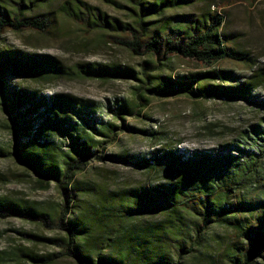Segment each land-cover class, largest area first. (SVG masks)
I'll list each match as a JSON object with an SVG mask.
<instances>
[{
  "label": "trees",
  "instance_id": "1",
  "mask_svg": "<svg viewBox=\"0 0 264 264\" xmlns=\"http://www.w3.org/2000/svg\"><path fill=\"white\" fill-rule=\"evenodd\" d=\"M50 0H0V39L8 31L48 33L54 20L30 14ZM133 23L109 17L83 0L64 1L63 15L87 32H99L111 43L134 54L146 53L139 71L122 64L83 62L78 74L90 78H130L154 95L241 99L264 106L255 91L264 86V68L236 84H215L237 78L233 70L213 68L181 78L154 73L179 57L212 67L224 59L251 61L247 52L230 45L219 9L200 14L169 10L205 0H126ZM66 65L49 53L5 47L0 49V96L10 114L16 140L12 149L0 146V157L13 156L47 188L55 183L62 206L43 210L27 201L0 197V217L21 216L53 225L48 241L57 256L76 264H188L214 256L210 237L214 226L227 229L220 252L226 264H261L264 257V115L251 124L240 141L205 149L166 146L146 155L104 153L127 125L102 118L99 101L68 92L45 93L20 86L18 76L51 78L69 74ZM197 86L195 87V83ZM140 98L144 93H140ZM116 118L134 114L128 101L108 105ZM113 110V111H112ZM102 147V148H101ZM96 159L132 162L155 178L124 189L105 188L87 177ZM149 178V179H150ZM10 253L0 252V262ZM17 261L45 264L43 256L18 247Z\"/></svg>",
  "mask_w": 264,
  "mask_h": 264
},
{
  "label": "rangeland",
  "instance_id": "2",
  "mask_svg": "<svg viewBox=\"0 0 264 264\" xmlns=\"http://www.w3.org/2000/svg\"><path fill=\"white\" fill-rule=\"evenodd\" d=\"M64 1L50 0L36 6L30 14L44 13V17L54 20L51 31H8L0 39V49L5 47L22 49L38 53H49L58 57L69 74L51 78L31 76L13 77L11 80L24 87L36 88L45 93L68 92L81 97L99 101L102 118L115 119L119 125L125 123L114 142L105 143L104 153L146 155L166 146L181 149H205L223 143L240 141L251 124L261 121L264 106L241 99L193 98L188 95H154L141 87L142 82L130 78H90L78 74V64L100 62L122 64L139 71L144 60L150 59L146 53L134 54L127 47L111 43L99 32L89 33L81 25L63 15L61 5ZM99 7L109 17L120 19L124 23H133L130 6L126 0H83ZM219 9L225 15L223 32L230 45L247 52L251 61L224 59L212 67L202 65L195 60L179 57L162 59L167 65H161L154 73L181 78L198 71L213 68L233 70L237 78L212 81L215 84H236L247 79L256 69L264 68V0H205L193 6L172 9L167 14L191 12L200 14L207 9ZM197 86V82L194 85ZM256 93L264 98V86ZM140 93L148 100L141 99ZM128 101L134 106V114L124 119L116 118L108 105ZM113 111V110H112ZM10 114L4 108L0 96V146L12 149L15 136L11 128ZM102 148V147H101ZM100 181L105 188L124 189L147 183L148 172L132 162L96 159L88 166L87 176ZM150 178V179H149ZM31 171L22 167L13 156L0 157V197H10L28 203L43 210H53L62 206V195L55 183L47 188L41 186ZM217 237H210L212 258H203L188 264H226L220 254L222 240H226L228 231L223 226H214ZM58 234L54 226L36 222L21 216L0 217V252L6 251L9 257L0 264H28L17 261L13 252L18 247L43 256H55V261L45 264H76L69 257L57 256L59 249L52 243L35 238L54 237ZM264 264V257L260 260Z\"/></svg>",
  "mask_w": 264,
  "mask_h": 264
}]
</instances>
